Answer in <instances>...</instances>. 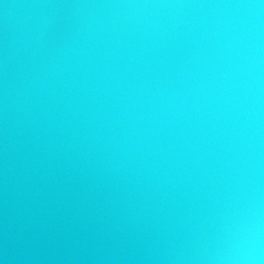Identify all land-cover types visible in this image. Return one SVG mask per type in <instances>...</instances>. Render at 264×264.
<instances>
[{
    "label": "water",
    "instance_id": "95a60500",
    "mask_svg": "<svg viewBox=\"0 0 264 264\" xmlns=\"http://www.w3.org/2000/svg\"><path fill=\"white\" fill-rule=\"evenodd\" d=\"M0 264H264V0H0Z\"/></svg>",
    "mask_w": 264,
    "mask_h": 264
}]
</instances>
